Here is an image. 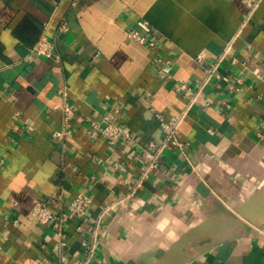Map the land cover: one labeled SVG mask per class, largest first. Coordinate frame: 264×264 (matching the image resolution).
I'll list each match as a JSON object with an SVG mask.
<instances>
[{
    "label": "crops",
    "instance_id": "crops-1",
    "mask_svg": "<svg viewBox=\"0 0 264 264\" xmlns=\"http://www.w3.org/2000/svg\"><path fill=\"white\" fill-rule=\"evenodd\" d=\"M247 12L244 0H0V264H155L190 227L233 216L244 223L231 238L192 240L178 264H264V0L244 25ZM139 19L155 47L128 37ZM43 34L59 58L32 51ZM228 44L221 68L243 85L209 86L210 106L195 105L179 130L188 158L168 149L130 195L162 136L151 108L179 114L177 85L203 75L196 55L213 60ZM159 58L172 64L160 72ZM65 100L68 132L53 107ZM116 106L133 140L111 145L89 118ZM79 192L92 203L64 238L32 215L38 201L66 211ZM84 240L95 244L88 260Z\"/></svg>",
    "mask_w": 264,
    "mask_h": 264
},
{
    "label": "built area",
    "instance_id": "built-area-1",
    "mask_svg": "<svg viewBox=\"0 0 264 264\" xmlns=\"http://www.w3.org/2000/svg\"><path fill=\"white\" fill-rule=\"evenodd\" d=\"M260 0H244L245 4L248 6V12L245 16L244 25L251 18L253 11L259 4ZM69 29L67 24H62L60 26L61 31H67ZM153 26L149 21L145 19H139L136 23V27L128 32V37L137 40L141 44L148 47H155L157 45V40L152 37ZM232 49L231 44H228L224 48V52L217 58L211 59V56L206 51H200L195 60L202 66L203 75L198 80L196 85H192L188 82H182L177 85V90L182 92L185 97V108L177 115L166 117L164 114L151 108L152 114L157 118L161 130V138L158 141L150 140L148 146L145 150V155L147 158L146 164L134 181L133 189L130 195H134L139 189H141L145 181L150 177L153 170L159 167L160 159L163 154L170 148H174L184 154L188 158V147L189 142L183 141L179 137V130L183 124L185 118L187 117L189 111L195 106L199 105L202 108L210 106V98L205 96L206 89L219 81L230 82L232 79L235 81L237 86H241L244 83L242 76H235L231 78L225 72H223L221 66L225 58L230 54ZM32 51L46 58H59L58 53L55 50V43L47 35L43 34L38 40L37 44L33 47ZM232 61L237 62V57H233ZM172 64V59H162L159 58L154 62V65L158 66L160 72H162L165 66ZM168 73V71H166ZM60 93L64 96L67 95V90L65 87L60 89ZM225 108H230L231 104L228 101L223 102ZM54 108H60L63 111V132H68L72 129V120L75 116V110L72 104L65 100L63 104H55ZM120 108L113 107L107 113L102 115L100 119H95L93 117L89 118L91 125V131L95 134L99 133L105 136L109 144H115L116 142L131 141L133 140L132 133L127 130L121 123L119 118ZM63 132H57V135L63 134ZM2 161L0 160V166ZM120 161L115 163L116 168H120ZM92 203V196L79 192L71 200L68 209L63 212H55L48 204L43 201H38L34 204L32 208V215L37 218L41 223L48 224L54 230L55 234L59 238L65 237L64 226L71 219L83 218ZM15 224L18 220H15ZM62 244H65L63 241ZM83 244L85 246V254L87 260L90 259L95 254V244L89 243L84 240ZM87 263V261H86ZM85 263V264H86Z\"/></svg>",
    "mask_w": 264,
    "mask_h": 264
},
{
    "label": "water",
    "instance_id": "water-1",
    "mask_svg": "<svg viewBox=\"0 0 264 264\" xmlns=\"http://www.w3.org/2000/svg\"><path fill=\"white\" fill-rule=\"evenodd\" d=\"M243 223L244 221L242 219L234 216L224 219L207 218L190 227L182 234L155 264H178L190 257L191 254L185 249L187 244L192 240L210 235L220 236L215 240L216 242L225 240L232 237V235H228V233L242 226Z\"/></svg>",
    "mask_w": 264,
    "mask_h": 264
}]
</instances>
